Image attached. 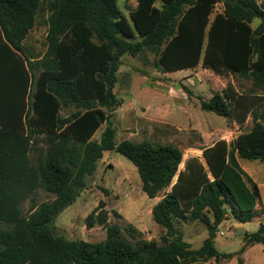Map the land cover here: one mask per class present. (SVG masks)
<instances>
[{
	"label": "trees",
	"instance_id": "obj_1",
	"mask_svg": "<svg viewBox=\"0 0 264 264\" xmlns=\"http://www.w3.org/2000/svg\"><path fill=\"white\" fill-rule=\"evenodd\" d=\"M217 3L137 0L128 18L117 0H0V41L22 72L14 98L18 120L0 122V264H203L233 257L218 252L216 233L228 215L242 223L259 216L262 199L240 159L264 163V8L257 0H225L224 11L216 12ZM45 4L50 11L47 54L32 61L23 42ZM146 47L154 48L163 72L201 66L250 82L244 92L228 83L201 106L240 127L251 119V128L231 143L219 140L204 148V163L193 157L183 170L184 154L173 144L117 143L107 111L119 106L113 89L121 58ZM70 103L83 112L63 117V106ZM104 123L100 140H94ZM39 135L49 137V154L34 166L30 151ZM78 146L84 151L81 161ZM106 151L129 159L143 192L150 199L161 197L152 217L166 229L162 245L137 238L134 233L140 232L132 225L127 229L134 242L122 237L119 225L108 226L107 239L97 244L56 234L55 219L87 188ZM38 187L56 197L25 217L20 204ZM105 207L101 202L87 218L90 227L97 215L98 224L107 223ZM181 221L207 227L199 249L184 241L177 228ZM244 239L241 253L264 245V224Z\"/></svg>",
	"mask_w": 264,
	"mask_h": 264
},
{
	"label": "rangeland",
	"instance_id": "obj_2",
	"mask_svg": "<svg viewBox=\"0 0 264 264\" xmlns=\"http://www.w3.org/2000/svg\"><path fill=\"white\" fill-rule=\"evenodd\" d=\"M260 4L264 0H257ZM121 12L130 18V12L137 6V0H117ZM225 0H218L216 12L224 11ZM157 1L156 6L161 7ZM50 11L48 6L36 13L35 24L23 42L25 53L31 60H40L47 54V34ZM213 17V16H212ZM259 22H253L256 28ZM35 58V59H33ZM228 83H233L241 92L247 91L251 83L234 75L220 76L212 70L199 66L195 69L177 72H163L157 67L154 48L146 47L136 55L126 54L121 58L118 82L113 89L118 107L107 111L109 122L116 129V142L131 140L150 141L153 144H173L184 154L180 169L193 157L203 163V149L219 140L231 143L241 132L251 128L252 121L240 127L231 120L214 112L202 109L201 101L209 100L216 92H221ZM84 108L74 103L63 106L62 116H72L83 112ZM108 123H104L93 137L100 140ZM48 136L39 135L38 143L30 151L31 163L36 166L49 154ZM77 159L84 157L83 147L78 146ZM76 155V154H75ZM244 172L256 181L261 189L262 199L258 204L259 216L242 223L228 215L216 233L215 247L220 254H233L232 258L221 260V264H264V245L255 244L241 253L245 234L256 232L264 224V163L240 159ZM170 190V189H169ZM168 190V191H169ZM55 194L38 187L20 204L25 217L30 216L43 203H51ZM161 199H150L142 190V182L135 165L115 151L104 152L98 162L96 172L88 181L87 188L80 196L58 215L53 223L57 235L69 240L85 241L93 244L107 239V227L119 225L122 237L134 242L127 229L134 226L140 235L137 238L156 240L163 244L166 229L158 226L152 217L154 205ZM103 202L108 214L106 224H98L95 215L94 226H89L87 218ZM117 212L118 215L115 214ZM184 241L193 249H199L208 237L207 227L199 221L177 223ZM134 235V236H135ZM214 259L203 264H220Z\"/></svg>",
	"mask_w": 264,
	"mask_h": 264
},
{
	"label": "crops",
	"instance_id": "obj_3",
	"mask_svg": "<svg viewBox=\"0 0 264 264\" xmlns=\"http://www.w3.org/2000/svg\"><path fill=\"white\" fill-rule=\"evenodd\" d=\"M260 5L264 8V1ZM15 63L18 62H15V58L0 41V122L6 120L12 123L18 120V105L14 98L20 85L19 79L22 72L19 69V63ZM241 259L244 264V258Z\"/></svg>",
	"mask_w": 264,
	"mask_h": 264
}]
</instances>
